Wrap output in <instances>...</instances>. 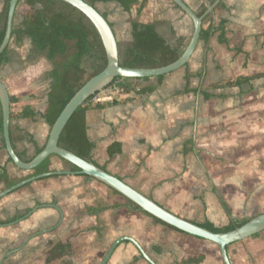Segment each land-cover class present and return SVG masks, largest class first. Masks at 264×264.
<instances>
[{"label": "crops", "instance_id": "crops-1", "mask_svg": "<svg viewBox=\"0 0 264 264\" xmlns=\"http://www.w3.org/2000/svg\"><path fill=\"white\" fill-rule=\"evenodd\" d=\"M182 1L195 14L207 5L206 0ZM221 1L224 8L213 9L209 14L212 13L215 26L220 20L226 22V45L218 42L216 33L206 45L199 42L187 67L164 76L152 93L125 94L114 105L101 103V108L90 104L86 113L87 137L95 144L92 155L94 161L100 160L96 161L99 166L170 213L189 222L208 221L217 228L247 220L264 207V200L258 195L259 191L264 193V169L260 170L258 163L259 140L247 135H226L234 128L242 130L243 125L232 120L237 117L236 105L226 112L233 95L225 92L236 89L235 96L242 97L244 87L251 93L254 82L264 81V0ZM94 8L112 27L120 52L132 43V21L155 24L157 33L170 46L183 38L185 48L192 35V22L169 0H141L129 12L115 2L96 3ZM22 48L26 50L24 55L16 47L14 51L19 54L13 52V62L0 69V81L17 99L11 109L14 114L27 106L38 111L37 94L31 92V96L16 86L29 73L24 71L18 55L26 59L30 41L25 40ZM186 73L191 75L190 89L202 90L215 98L205 101L200 94H183ZM240 77L256 78L240 88L211 89ZM140 83L141 88L155 87L157 79ZM199 100L206 104L216 101L218 113H223L221 117L211 119L205 109L214 106L200 105ZM215 124H220L224 133L214 136L210 129ZM10 127L15 152L26 153L28 158L33 156L34 147L19 139L32 136L37 146L43 147L48 136V126L41 119H20ZM115 145H119L120 153L110 158L108 149ZM1 147L0 143V167L5 166L8 177L14 179L20 170L7 163ZM54 158L57 161L51 162V171H70ZM3 190L6 189L1 184L0 192ZM115 205L120 207L96 216L87 214L88 208ZM50 206L61 210V221ZM35 207L38 210L19 225L0 228V263L6 254L20 249L2 264H47L48 243H61L71 246V256L50 264H100L116 240L129 237L155 264H187L199 256L204 257L200 264H223L215 244L155 224L96 180L82 176L38 180L0 200V222ZM39 232L43 234L34 236ZM227 253L231 264H264V231L230 245ZM107 264L148 263L131 243L123 242Z\"/></svg>", "mask_w": 264, "mask_h": 264}, {"label": "trees", "instance_id": "trees-1", "mask_svg": "<svg viewBox=\"0 0 264 264\" xmlns=\"http://www.w3.org/2000/svg\"><path fill=\"white\" fill-rule=\"evenodd\" d=\"M140 1L141 0H90L89 2H87V4H89L91 7H94L96 3L115 2L119 4L125 12H129L131 7L138 4ZM206 1L207 5H202L200 11L196 13L197 17H202V25L208 24L206 28L202 27L199 42L206 45L211 37L218 33V42L220 44L226 45V22L224 20H220L215 26L211 19L212 13L205 15L207 9L213 6L217 0ZM9 2L10 0H2V7L0 8V45L5 36ZM20 3H22L28 11L23 16V19L19 25H15L13 23L11 40H13L16 47L21 46L25 40H29L31 48L27 56V61L33 62L39 57H43L47 62H50L52 64V69L48 73L50 85L46 95V103L43 112H38L29 106L24 107L18 114H14L11 112L10 125L11 123L17 122L20 119H30L34 121L39 118L48 126V129L50 131L58 116L67 105V103L72 99V97L89 80H91L93 77H95L105 69L107 64L106 55L101 40L92 24L83 14H81L73 7L59 0H19L18 6ZM222 8H224V6L221 1L214 8V10ZM140 13L141 10L138 12V14ZM15 17L16 13L14 16V20ZM131 37V45L120 52L119 65L123 68H163L177 61L184 49L185 39L178 38L176 40L175 46H170L157 33L155 24H141L136 21H132ZM13 60L14 53L8 47L0 54V69L3 66L11 64ZM186 67L187 65H185V68ZM255 78L256 77H240L232 82L213 85L211 86V89L231 87L240 88L241 86L248 84ZM156 79L157 85L155 87H143L135 93H152L158 86L161 85L164 76H160ZM190 79L191 75L189 73H186V85L184 87L183 94H200L203 96V99L205 101L215 98V96L208 95L202 90L190 89ZM149 80L150 79L128 80L116 78L111 85L115 84L119 89H122L125 94H130L135 89V84H133L134 82H146ZM92 98L93 96L88 99L81 107H79L72 115L59 137L58 147L72 153L73 155L86 162L93 163L101 170L106 171L105 167L99 166L93 160L92 154L95 149V144L91 143L87 137L86 113L89 110L90 101L92 100ZM15 103H17V99L10 96V109L11 106ZM109 103L111 105H114L117 103V100H113ZM102 105L103 104H97L95 107L101 108ZM2 120V112L0 109V143L2 146L1 149L4 150V142L2 138ZM47 139L48 136L46 138V142ZM10 141L12 144L11 131ZM19 141H27L34 147V154L31 158H28L26 156V153L16 152L18 158L26 164L32 161L38 154H40L46 145L45 142L43 147H38L32 136L21 137ZM13 149L15 151L14 147ZM116 153H120L119 145L112 146L108 149V156L110 158ZM50 159L51 157L46 159L38 167L32 170L30 174L20 179H11L7 175L5 166L0 167V185L3 184L4 189H9L29 178L52 172L50 170ZM58 159L70 168V172H78L77 168L73 167L60 158ZM7 163L12 164L10 158L7 159ZM82 177L87 180H93L90 177ZM118 179L123 181V179L121 178ZM111 191L113 194L120 196L117 192L113 190ZM127 202L128 207H130L134 211H139L145 216L151 218L155 224H161L168 228H172L162 223L158 219L153 218L149 214L141 211L131 202ZM119 207V205H115L111 208L105 206L88 208L87 214L90 216H96L109 209H117ZM226 212L230 217V213L227 210ZM27 213L28 212H26L25 214ZM25 214L17 215L4 223L0 222V225H6L8 223L10 224L15 220L23 217ZM250 219L240 222H230L227 226L221 228L215 227L208 221H205L203 223H190L197 225L198 227L214 234H224L233 231L235 228L241 226ZM71 254L72 248L69 244L64 245L61 243H48L46 263L50 264L53 261L62 259L64 257H69L71 256ZM203 259V256H199L197 258L190 259L187 264H200Z\"/></svg>", "mask_w": 264, "mask_h": 264}, {"label": "water", "instance_id": "water-1", "mask_svg": "<svg viewBox=\"0 0 264 264\" xmlns=\"http://www.w3.org/2000/svg\"><path fill=\"white\" fill-rule=\"evenodd\" d=\"M59 1L66 3L69 6L76 9L77 11H79L92 24L104 48V52L107 60L106 67L101 73H99L91 80H89L67 103V105L64 107V109L58 116L57 120L55 121L54 125L52 126L51 130L49 131L48 139L44 149L41 151L40 154H38L32 161H30L27 164L23 163L18 158L10 141V113H11L10 95L6 86L0 81V109L2 112V119H3L2 138H3L4 149L7 157L11 159L12 164L20 171L29 173L32 170H34L36 167H38L46 159L55 156L67 162L68 164L72 165L73 167L77 168L78 172L52 171L47 174L29 178L23 182L16 184L15 186L9 189L0 192V200L6 197L7 195L29 184H32L38 180H42L50 177H56V176L90 177L93 180H96L97 182L105 185L110 190L117 192L127 201L137 206L141 211L149 214L153 218L158 219L162 223L184 234L215 244L219 248V252L223 264H231L228 258L227 248L230 245H233L240 241H244L246 239H249L251 237H254L262 233L264 231V213H261L258 216L250 219L246 223L235 228L233 231L224 234H214L203 228L198 227L197 225L190 223L187 220H184L170 213L166 209L156 204L153 200L135 191L125 182L111 175L107 171H103L97 166H95L93 163L86 162L78 158L77 156L73 155L72 153L60 149L58 147L59 137L63 129L65 128L66 124L68 123L72 115L75 113V111L79 107H81L92 96L108 88L116 78H122L128 80L158 78L160 76H166L171 73H174L182 69L185 65H187L199 43L200 32L202 30V17L201 18L197 17L196 14L182 0H169L176 8L180 10V12H182L185 16H187L192 22L193 31L188 44L183 49V52L178 58V60L169 66L159 69H129V68H123L119 65L120 51L118 48V44L113 29L109 25L107 20L94 7H91L83 0H59ZM220 1L221 0H217L215 4L206 11L205 15L212 12ZM18 2L19 0H10L9 2L5 36L0 45V54L6 48L9 47V44L11 42L14 16L18 6ZM50 207L58 212L61 221L63 218V214L61 210L56 206H50ZM37 210L38 207H35L27 214H25L23 217L15 220L14 222L7 225H0V228L17 226L21 222L28 219ZM42 234H43L42 232H39L34 236H39ZM29 240L30 238L27 239L26 241L28 242ZM123 242L131 243L138 250L142 258L148 264H155L149 257L145 255V253L142 251L140 246L132 238L129 237H122L116 240L107 250L100 264H107L115 249L118 247L119 244ZM26 243L23 244L22 247H24ZM19 251L20 249H17L6 254L0 264H2L7 257L13 255L14 253H18Z\"/></svg>", "mask_w": 264, "mask_h": 264}, {"label": "rangeland", "instance_id": "rangeland-1", "mask_svg": "<svg viewBox=\"0 0 264 264\" xmlns=\"http://www.w3.org/2000/svg\"><path fill=\"white\" fill-rule=\"evenodd\" d=\"M28 10L23 6L22 3L19 4L16 10V17L14 20L15 25H19L20 22L23 19V16L26 14ZM23 45V44H22ZM22 45L17 47L19 51H23V54L26 53V50L22 48ZM9 48L11 51H13L15 54L16 52L14 49H16V46L11 40L9 44ZM29 52V51H28ZM19 54V53H17ZM16 54V55H17ZM19 58V62L22 64V67H24L25 72H29L26 78L21 77L19 79V82L16 83V86H18L20 89H22L23 92H27V94H32L31 92H35L37 94V97L35 99L37 100L36 105H38V112H43L46 101L44 100L48 89L50 85V80L48 79V73L52 69V64L50 62H47L43 57H39L33 62H28L27 57L26 59L22 56ZM24 58V60H21ZM32 65H35L32 67ZM34 68V69H33ZM172 74V73H171ZM135 89L134 93L138 92V90L141 88L140 82H134ZM243 89V96L239 97L240 95L235 96L236 89L233 90H225V92L229 93L230 95H233L232 100L228 101V106L230 107L226 108V112H228L230 109H232L231 105L237 106V117L233 118L232 120L240 121L242 122V130L240 127L236 130L235 128L233 130H229L226 135L229 137H236L240 135H247L249 137H257L259 140V153L261 155L259 156V169H264V81H256L252 84L251 93L247 91L248 88L244 87ZM138 89V90H136ZM249 90V89H248ZM34 93V94H35ZM238 94V93H237ZM33 96V94L31 95ZM236 97V98H235ZM196 102V101H195ZM90 104L93 105L94 101H90ZM200 105H207V106H214V108L205 109L206 112L209 113L211 119L212 117H221L222 112L219 114L216 106H218V103L216 101H213V103H203L201 100H199ZM216 107V108H215ZM13 106H11V109ZM225 112V113H226ZM207 117V116H206ZM39 119V118H38ZM37 119V120H38ZM209 121H214V120ZM218 119H215L217 121ZM236 125V124H235ZM214 129H210L211 132H213L214 136H219L221 133H224L225 129L220 128V124H215L212 126ZM223 127V126H222ZM256 127V128H255ZM231 131V132H230ZM49 132V129H48ZM57 161L56 158L51 157V162ZM100 162L99 159H96L95 162ZM52 165V163H51ZM63 167L68 168L66 165L62 164ZM52 168V166H51ZM30 174V172H24V171H17L15 174L14 179H20ZM260 200H264V193L263 191H259L258 193ZM263 203V202H262ZM264 213V207L258 208L253 215L246 217L245 219H248L250 217H253L255 215Z\"/></svg>", "mask_w": 264, "mask_h": 264}, {"label": "built area", "instance_id": "built-area-1", "mask_svg": "<svg viewBox=\"0 0 264 264\" xmlns=\"http://www.w3.org/2000/svg\"><path fill=\"white\" fill-rule=\"evenodd\" d=\"M125 95L122 89H119L117 85H111L102 92L95 94L91 101H94V105L101 103L112 102L113 100H120Z\"/></svg>", "mask_w": 264, "mask_h": 264}, {"label": "bare ground", "instance_id": "bare-ground-1", "mask_svg": "<svg viewBox=\"0 0 264 264\" xmlns=\"http://www.w3.org/2000/svg\"><path fill=\"white\" fill-rule=\"evenodd\" d=\"M9 224V223H8Z\"/></svg>", "mask_w": 264, "mask_h": 264}]
</instances>
